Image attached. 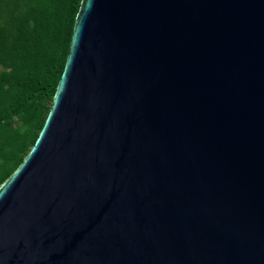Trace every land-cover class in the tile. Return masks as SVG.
Segmentation results:
<instances>
[{"label": "water", "instance_id": "obj_1", "mask_svg": "<svg viewBox=\"0 0 264 264\" xmlns=\"http://www.w3.org/2000/svg\"><path fill=\"white\" fill-rule=\"evenodd\" d=\"M0 264H264V0H81Z\"/></svg>", "mask_w": 264, "mask_h": 264}, {"label": "trees", "instance_id": "obj_2", "mask_svg": "<svg viewBox=\"0 0 264 264\" xmlns=\"http://www.w3.org/2000/svg\"><path fill=\"white\" fill-rule=\"evenodd\" d=\"M81 0H0V185L34 145L51 108ZM26 19V20H24ZM13 117L26 120L11 128Z\"/></svg>", "mask_w": 264, "mask_h": 264}, {"label": "rangeland", "instance_id": "obj_3", "mask_svg": "<svg viewBox=\"0 0 264 264\" xmlns=\"http://www.w3.org/2000/svg\"><path fill=\"white\" fill-rule=\"evenodd\" d=\"M24 20H26V19H24ZM7 71H8V68L4 67L0 64V85H1V76H2V74L6 73ZM25 123H26L25 119L13 117L11 122L9 123V126L11 128H15L18 126H23V125H25ZM3 164H4V159L2 156V157H0V169L3 167Z\"/></svg>", "mask_w": 264, "mask_h": 264}]
</instances>
